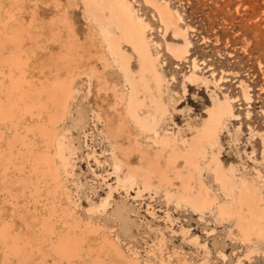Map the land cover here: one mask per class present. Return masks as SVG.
I'll use <instances>...</instances> for the list:
<instances>
[{
    "label": "rangeland",
    "instance_id": "374dc122",
    "mask_svg": "<svg viewBox=\"0 0 264 264\" xmlns=\"http://www.w3.org/2000/svg\"><path fill=\"white\" fill-rule=\"evenodd\" d=\"M128 1L148 24L169 106L161 117L148 98L144 120L151 127L127 113L128 121L138 147L152 150L165 175L155 167L141 173L137 162L127 168L95 111L102 98L115 97L129 108L132 90L115 43L122 32L107 0H0V28L8 25L27 37L18 46L19 67L0 57V101L12 110L0 119V225H12L15 237L28 234L34 245L28 262L23 256L15 261L4 247L3 264H264V0H165L183 16L179 29L167 32L153 5ZM72 25L81 42L93 37L99 60L61 74L52 60L68 51ZM188 26L192 44L180 60L169 47H185L181 32ZM194 59L200 76L188 80ZM62 79L67 108L52 122L56 111L44 90ZM35 92L38 101L32 100ZM219 98L232 103L233 113L217 134L202 138L208 108ZM191 144L201 149L194 152ZM184 152L197 158L196 167L172 158ZM217 156L229 175L226 188L213 173ZM181 179H189L190 191L182 190ZM247 190L262 214L244 211L240 200ZM200 191L203 206L186 200ZM240 224L249 226L250 239ZM71 238L78 250L67 262L58 250Z\"/></svg>",
    "mask_w": 264,
    "mask_h": 264
},
{
    "label": "bare ground",
    "instance_id": "6f19581e",
    "mask_svg": "<svg viewBox=\"0 0 264 264\" xmlns=\"http://www.w3.org/2000/svg\"><path fill=\"white\" fill-rule=\"evenodd\" d=\"M15 1H17V0H15ZM145 1L147 3L153 5L157 9V11L161 17V20L165 26V32H167L168 29H171L170 27H172V26H175L176 30L179 29L178 23L183 21V16L179 11L172 9L168 5L167 1H165V0H162V1L145 0ZM91 2L96 3V2H98V0H91ZM106 4L107 5L105 7L110 9V11H111L110 13L112 14V17L117 22V25L119 26V28L121 29V32H122V39L116 40L115 43H116L117 49L119 51L121 61L125 66V70L128 71V73L130 74L132 90H131V99L129 102V108L125 107L121 102H118V100L115 97L112 100V102L110 100H109L110 102L106 101L107 100L106 98H102V100H100V102L96 104L95 111L103 119L104 126H105V134H107V136L115 142L118 155L123 158L124 165L127 168L129 167L130 164L135 165L134 162H137L139 165V169H140L139 171L141 173L143 172V170L146 167H148L150 169L155 167L160 173L163 172L165 175L167 173V170H164L161 168L159 161H157L153 157V154L151 152L152 150L150 151L149 149L146 148V146L138 147L136 136H135L136 135L135 130L133 129V127H131V124H129L128 115H127V113H128V114L132 115L133 117H136L139 120V122L143 125V127H151L144 120L145 116L147 115L146 113H148L150 110L149 109L150 103L148 102V98H150V101L154 105L155 112L160 114L161 117L163 116V114L165 112H167V110L169 108L168 99H167L168 83L165 79L163 72L160 70L158 62H157V60L159 58V53L155 54L153 52V50H152V48H151V46L147 40L148 24L143 20V18L141 16L136 15L135 9L133 8L132 4L128 0H107ZM116 4H118V5H116ZM5 26H7L6 28L9 27L8 25H4L2 28H0V57L4 56V55L8 56L9 59L15 65H17L19 67L20 62H21V60H20L21 55L18 52V46L21 43H25L27 37L23 34H20V32H22L20 29H19L20 32H18V30H16L15 28H10V27H9V29L4 30ZM172 29H173V27H172ZM188 29H189V26L185 29H182L183 32H181V35L183 36V38L185 40V47L184 48H181V47L176 46V45H172V46L170 45V47H169V49L172 52V54L174 55V57H176L177 59H180V60L187 58V56L189 54V47L192 44L191 40H189V38H188ZM176 30L173 29V31H176ZM69 33H70V36H69L70 37V43L67 47L68 51L66 53H59V54L56 52L57 55H56V57H53V60H52L55 63V65L57 66V68L59 69L61 74L65 73L68 75L71 74L75 69L83 70L86 68H88V69L92 68L95 65V63H97V61L99 60V57L97 56V54L100 51L99 45L94 41V39L91 35L87 36L88 39L86 42H81L80 41V38H81L80 34L81 33L79 34L78 30L73 25L71 26ZM154 44L156 47H159V44H157V43H154ZM51 54H52V51H51ZM51 54H50L49 58H52L51 56L54 55V54L53 55H51ZM43 64H45V63H43ZM198 69H200V65L198 64L197 60L194 59L193 70L187 76L188 80L191 78H194L196 76H200L197 73ZM63 81H64V79H62V82H59L57 84H53L52 86L47 85L48 86L47 89L44 90L48 93V99H50V101L53 104L55 111H56L54 114V116L56 115L54 117V119H53V117H51L52 122H54L56 119L63 116V114L65 113L66 108H67L68 86L65 83L66 81L65 82H63ZM15 83L17 84L16 81H15ZM242 85H243V94H244L245 98H247V100H248L250 98L248 86L246 84H242ZM96 86H97V89L99 87V89L101 91V89H102L101 84L97 82ZM9 89H8V91H10L9 93H11V90L14 88H13V86L11 87V85H10ZM31 97H32V100L38 101L39 100V93L35 92V93H33V95ZM102 97H103V95H102ZM11 99H12V97H11ZM28 99H30V96L28 97ZM24 102L27 103L28 101L24 100ZM94 102L96 103V101H94ZM8 105L4 100L0 101V119H2V118L6 119V118L12 116L11 115L12 110L8 107ZM14 105L17 106L18 103L14 104ZM27 107H29V105ZM40 110H41V108H40ZM231 113H233L232 103L228 100H223V99L219 98L216 105L210 106L208 108L207 125H206L205 130L202 133L200 132L202 134L200 136L201 137L203 136V137H206L207 139H209V137L213 136L214 134H217L219 129L222 127L224 119L228 115H230ZM55 122H57V121H55ZM48 132H50V131L48 130ZM200 136H198V137H200ZM50 142H53V141H49V143ZM154 143H156L155 140H154ZM162 143L166 146L170 145L169 137L168 138L166 137V139H163ZM191 146H193V145L191 144ZM197 146L198 145L196 144V148H197ZM200 146L201 145L199 144V146H198L199 150L201 149ZM196 148H194V146H193L192 151L196 152V150H198ZM180 151H179V153H180ZM192 151H191V153L193 154L194 152H192ZM194 155H195V153H194ZM182 157L184 159L188 160V162L189 161L192 162V164L194 166L197 165L198 161L195 160L196 157L191 156L188 153L184 152L182 154L172 155V158L174 160H178L179 158H182ZM193 157H195V158H193ZM190 162H189V164H190ZM161 164H162V161H161ZM135 166H133V167H135ZM132 169H131V171L136 170V169L134 170V168H132ZM50 170H52V169H50ZM125 170H127V169H125ZM131 171L128 170V172H131ZM150 171H152V170H150ZM133 173H136V172H133ZM163 173H161V174H163ZM213 173H214L216 180H218L226 188V183L228 181H230L229 175L227 173L226 167L223 165V163H221L218 156L216 157V166L213 169ZM147 176L150 177L149 175H147ZM142 177H144V178H142L143 180L144 179L147 180V178H148V177L145 178V176H142ZM180 178H181V176H180ZM181 180H180V182L183 183V189L182 190L190 191V189H192V188H190V186L188 184L190 181L187 182L189 179L186 182L184 179H181ZM149 181H150V179H149ZM149 181L147 180L146 182H149ZM228 183H227V185H228ZM247 189H249V188H247ZM187 197L192 198V199L186 198V200L190 201L191 204H193L194 206L200 207V206H203L204 204H206V197L202 195L201 191L194 197L193 196L192 197L187 196ZM240 201L243 204L244 211L251 212L252 216H255V215L258 216V214L263 213L261 209L259 210V200L256 199L255 193L252 190L251 191L250 190L249 191L248 190L243 191L241 194V200ZM248 222H247V224H248ZM242 223H244V222H242ZM250 223H252V222H250ZM256 224H257V222H254V225H256ZM238 226H239V224H238ZM240 226H241V224H240ZM245 226L247 229H249L248 228L249 226L247 227V225L242 224L241 230H243V231H241V232L243 234L245 233V235H246L245 237L250 239L251 234L250 235L248 234ZM263 226H261L262 229L264 228ZM0 244H2L0 246H3L2 264L4 263V261L7 258L4 247H9L11 253L15 257V261L20 260L22 256L24 257L23 259L26 262H28L32 258V255L34 252L33 251L34 245L32 243L31 236L23 233L19 237H15L13 234V231H12V225H10V224L3 223L0 225ZM77 250H78L77 244L75 243L74 239L72 240V238H71L67 242L65 241V243L63 245L61 244V248L58 250V252H60V254L64 258V260L66 259V261L68 260L67 262H70L71 257H73L77 254Z\"/></svg>",
    "mask_w": 264,
    "mask_h": 264
}]
</instances>
